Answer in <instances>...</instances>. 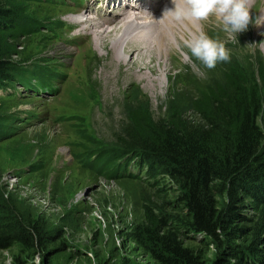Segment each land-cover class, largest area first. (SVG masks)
Returning <instances> with one entry per match:
<instances>
[{
	"label": "rangeland",
	"instance_id": "374dc122",
	"mask_svg": "<svg viewBox=\"0 0 264 264\" xmlns=\"http://www.w3.org/2000/svg\"><path fill=\"white\" fill-rule=\"evenodd\" d=\"M93 1L51 0L61 2L59 6L45 0L23 3L26 31L13 40L11 60L31 73L0 89V264H37V260L39 264H163L153 257L149 245L134 236L145 222L143 202L155 214H184L176 204L177 187L168 177L149 179L136 164L127 172L138 178L119 176L112 158L85 164V154L112 147L124 119L123 106L136 96L147 102L155 120L171 110L196 119L189 107L191 99L220 80L227 63L208 70L181 51L169 70L175 77L163 78L162 88L155 93L153 84L139 79L145 72L138 74L140 67L119 65L107 53L106 59L98 61L99 49L93 42L100 26L93 27L96 33L88 40L71 41V12ZM251 7L253 22L237 37L224 32L215 16L200 30L225 43L230 61L249 80L257 79V65L264 64V0ZM84 16L77 15L75 23L86 21ZM75 23L77 37L87 35L88 30L82 32V24ZM105 27L110 26L101 28ZM147 30L141 32L151 29ZM70 50L71 55H66ZM153 59L156 63L170 60L157 55ZM32 69L44 72L49 90H54L41 89ZM171 85L178 93L168 91ZM260 87L264 99V85ZM258 124L264 129L261 118ZM228 202L225 195L217 198L220 209ZM235 207L238 218L227 228L233 229V237L220 234L217 239L181 227H171L170 232L199 264H213L221 254V264H237L235 256L241 248L258 231L263 233L264 216L247 199ZM260 247H264V233Z\"/></svg>",
	"mask_w": 264,
	"mask_h": 264
},
{
	"label": "trees",
	"instance_id": "16d2710c",
	"mask_svg": "<svg viewBox=\"0 0 264 264\" xmlns=\"http://www.w3.org/2000/svg\"><path fill=\"white\" fill-rule=\"evenodd\" d=\"M27 1L30 0H0V89L12 81L25 80V73H31L11 60L13 40L26 31L21 12ZM45 1L55 6L62 4ZM69 29L72 31V27ZM257 66V79L249 80L235 62H228L220 80L191 99L189 107L196 116L194 120L178 110L155 120L147 102L138 96L130 98L123 106L124 119L112 147L92 156L85 154V164L112 158L119 176L138 178L127 172L129 166L136 164L145 169L149 179L168 177L176 185V204L184 214H155L144 201L145 222L134 232L136 241L149 245L153 257L163 264H199L187 248L177 243L170 232L172 228L181 227L217 239L220 234L233 237V229L227 228L238 218L235 206L237 202L241 204V199L249 200L252 209L264 216V129L258 124V118L264 123L260 87V83L264 85V64ZM32 71L41 87L49 85L44 72ZM103 152L107 155L100 157ZM222 195L229 202L220 209L217 198ZM263 226L264 221L260 228ZM263 233L258 231L241 248L235 256L237 264H264V247H260ZM222 257L223 254L213 264H221Z\"/></svg>",
	"mask_w": 264,
	"mask_h": 264
},
{
	"label": "bare ground",
	"instance_id": "6f19581e",
	"mask_svg": "<svg viewBox=\"0 0 264 264\" xmlns=\"http://www.w3.org/2000/svg\"><path fill=\"white\" fill-rule=\"evenodd\" d=\"M96 2L99 3V8L96 6ZM255 2L256 0H252L251 4ZM166 7L174 10L172 0H94L84 8H78V10L71 12L74 18L71 20L73 25H69L73 27L69 38L71 41L88 40L94 35V32L96 33L93 27L100 26V32L97 31L93 42L95 48L99 49L97 52L100 57L98 61L106 59L107 53L111 55V61L114 59L119 65L128 64L130 67L135 65L140 67L137 69V73L142 75L143 71L145 72L139 79L145 80L147 84H153L156 89L155 93H159V89L163 86L161 80L163 78L170 80L175 77L174 73L169 74L173 58L175 60L179 57L178 54L181 51L188 53L184 47V40L191 38L193 34H199V31L204 29L203 24H207L206 21H177L172 16L163 17V10ZM88 9L92 11L88 12L91 14L87 13ZM127 10L131 11L128 12ZM250 11L251 15H254V8L251 7ZM83 14L88 15L84 16L83 19H88L77 22L82 24V32L88 30L86 33L88 36L80 35L81 37H77L78 35L75 34L77 28L74 23L77 15L83 16ZM141 20H145V22H140ZM78 23L75 24L78 25ZM105 25L110 27L102 29L101 27ZM147 29H151L150 33L147 32ZM143 30H147L144 31L145 34L141 32ZM73 34L77 38L74 39ZM156 35H158L157 38ZM157 44H159V50H156ZM71 53L72 50L66 55H71ZM153 55L163 59L170 58V60L156 63ZM188 56L190 57V53ZM149 59L152 60V63H149ZM168 91H174L173 85L168 88ZM174 93L178 92L174 91ZM62 152L67 151L62 150Z\"/></svg>",
	"mask_w": 264,
	"mask_h": 264
},
{
	"label": "clouds",
	"instance_id": "9594fccd",
	"mask_svg": "<svg viewBox=\"0 0 264 264\" xmlns=\"http://www.w3.org/2000/svg\"><path fill=\"white\" fill-rule=\"evenodd\" d=\"M251 3L252 0H172L174 10L166 7L163 17L201 22L215 16L223 25L224 32L237 37L239 33L247 31L249 24L253 22L250 15ZM184 47L188 50L186 55L190 53V58L199 61L208 70L231 60L230 50L225 43L208 36L204 31L184 40Z\"/></svg>",
	"mask_w": 264,
	"mask_h": 264
}]
</instances>
